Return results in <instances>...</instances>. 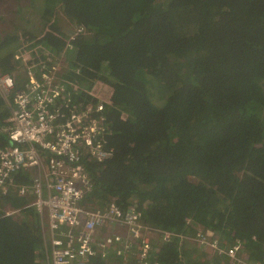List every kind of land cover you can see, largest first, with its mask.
<instances>
[{
  "label": "trees",
  "instance_id": "16d2710c",
  "mask_svg": "<svg viewBox=\"0 0 264 264\" xmlns=\"http://www.w3.org/2000/svg\"><path fill=\"white\" fill-rule=\"evenodd\" d=\"M19 2L21 20L24 6H43L41 29H0L2 71H20V88L27 67L17 54L37 69L64 54L73 97L106 106L105 148L114 153L86 163L93 189L82 203H137L143 223L190 237L156 241L147 264H232L191 238L200 230L225 250L239 242L244 259L264 264V0ZM77 26L83 32L68 43ZM9 113L0 98V125ZM27 199L16 188L0 197V264H47L33 208L23 218L3 211ZM114 255L86 264H123Z\"/></svg>",
  "mask_w": 264,
  "mask_h": 264
},
{
  "label": "built area",
  "instance_id": "2783aa9c",
  "mask_svg": "<svg viewBox=\"0 0 264 264\" xmlns=\"http://www.w3.org/2000/svg\"><path fill=\"white\" fill-rule=\"evenodd\" d=\"M83 30L75 27L68 43ZM16 58L27 67L20 88V80L0 68V98L10 112L0 125V133L10 141L0 146V197L16 188L29 199L22 208L8 205L3 211L17 216L33 208L38 216L34 220L49 243V264H86L96 253L103 258L115 253L123 264H147L156 241L190 238L143 223L137 203L127 209L114 199L104 208L82 203L93 189L86 163H98L114 153L105 148L110 131L106 106L73 97L62 81V54L47 56L39 69L21 53ZM22 172L30 174L28 181L19 176ZM191 238L228 254L232 264H252L242 257L239 242L225 250L203 230Z\"/></svg>",
  "mask_w": 264,
  "mask_h": 264
},
{
  "label": "rangeland",
  "instance_id": "374dc122",
  "mask_svg": "<svg viewBox=\"0 0 264 264\" xmlns=\"http://www.w3.org/2000/svg\"><path fill=\"white\" fill-rule=\"evenodd\" d=\"M5 1H6V3H8V4H10V5H12L13 4V2H14V0H3V2L5 3ZM37 1V3L38 4H40L41 2H43V0H36ZM28 2H29V0H27V1H24V3H26V4H28ZM26 10H27V12H26ZM42 10H43V6L42 5H37V7H35L34 6V8H26V6H24V9H23V14H25L26 13V17H29V19H25V20H21V22H18V23H15L14 24V27L12 26V30H15V31H17V32H22L24 29H26V27H30V29H38V30H40L41 29V13H42ZM60 17V19H59V24L60 25H62V26H65L66 27V29L67 30H65L66 31V33L67 32H70V30H71V27L70 26H68V27H70V28H67V25H69V22L62 16V15H60L59 16ZM27 20H30V21H32L33 22V24L32 25H27ZM73 31V30H72ZM63 58L61 59V62H59V64H61V67H62V70H61V76L62 75H64L63 74V72L65 73L66 72V69L68 68V63H67V61L65 60L66 59V57L64 56V54H63V56H62ZM63 63V64H62ZM58 64V65H59ZM20 71H16V70H14L13 71V75H15L16 77H17V79L18 80H20L21 81V78H22V76H20V75H22V74H20L19 73ZM60 76V77H61ZM106 87H105V85L102 87V89H105ZM94 93H96L97 92V89H94V91H93ZM155 96L157 97L158 96V91H156L155 92ZM153 100L156 102V100L154 99V97H153ZM157 103V102H156ZM157 104H159V103H157ZM29 200V199H28ZM30 212H31V210L30 211H28V214H30ZM23 213H25L26 214V209L24 210V211H21V214L19 215V217L21 216L22 218H23ZM16 216V215H15ZM18 216V215H17ZM34 216V215H33ZM34 219H35V216H34ZM34 219H32L33 220V222H34V224L36 225V226H38L37 225V223H36V220H34ZM38 228V227H37ZM39 228H40V226H39ZM46 230V229H45ZM43 231H41V233H42ZM47 250V249H46ZM47 256H48V258H47ZM44 260H46V262H47V264H49V252H46V255H44ZM42 258V257H41ZM43 259V258H42Z\"/></svg>",
  "mask_w": 264,
  "mask_h": 264
},
{
  "label": "crops",
  "instance_id": "0c3cea01",
  "mask_svg": "<svg viewBox=\"0 0 264 264\" xmlns=\"http://www.w3.org/2000/svg\"><path fill=\"white\" fill-rule=\"evenodd\" d=\"M20 1L23 3L27 0ZM19 4V0H14L12 5L6 3V1L4 3L3 0H0V29H2V31H13L11 29L12 26L14 27L15 23L21 22L20 13L17 9V7H19ZM19 176L24 177L25 181H28V177L30 176V174L22 172L21 174H19ZM114 256L119 258V256L116 254Z\"/></svg>",
  "mask_w": 264,
  "mask_h": 264
}]
</instances>
